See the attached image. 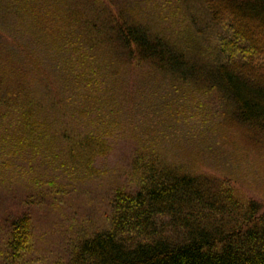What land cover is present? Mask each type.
Segmentation results:
<instances>
[{
  "label": "trees",
  "instance_id": "obj_1",
  "mask_svg": "<svg viewBox=\"0 0 264 264\" xmlns=\"http://www.w3.org/2000/svg\"><path fill=\"white\" fill-rule=\"evenodd\" d=\"M4 3V14L16 8L15 0ZM19 3L23 11L33 10L31 0ZM52 3V10L62 4L48 27V43L65 50L67 109L77 120L91 119L77 137L69 131L67 152L79 166L89 168L109 145L108 82L114 76L104 73L109 66L99 68L108 55L111 63H144L174 86L210 96L220 114L264 138V0H201L186 11L189 21L178 30L156 29L128 10H114L115 0ZM60 22L66 33L58 42ZM94 118L107 123L103 131ZM139 143L131 162L135 188L113 193L107 227L78 239L61 264H264V209L258 201L238 197L223 178L186 170L153 145ZM8 236L7 253L21 258L31 248L30 216L13 219Z\"/></svg>",
  "mask_w": 264,
  "mask_h": 264
},
{
  "label": "rangeland",
  "instance_id": "obj_2",
  "mask_svg": "<svg viewBox=\"0 0 264 264\" xmlns=\"http://www.w3.org/2000/svg\"><path fill=\"white\" fill-rule=\"evenodd\" d=\"M15 1L8 14L0 12V264H61L78 239L106 228L113 193L135 188L131 162L139 142L186 170L223 178L238 197L264 209V138L220 114L210 96L174 86L144 63H111L110 55L106 62L100 52L96 56L106 64L100 70L109 66L104 73L114 76L108 82L112 133L89 168L76 164L81 161L67 152L69 131L77 137L91 119L69 113L65 50L48 43V27L62 4L52 10L53 0H31L33 10L26 12ZM193 4L201 0H115L112 8L156 29L178 30ZM65 29L60 22L58 42ZM94 122L100 130L107 125ZM25 214L31 248L18 258L7 253L6 241L11 221Z\"/></svg>",
  "mask_w": 264,
  "mask_h": 264
}]
</instances>
